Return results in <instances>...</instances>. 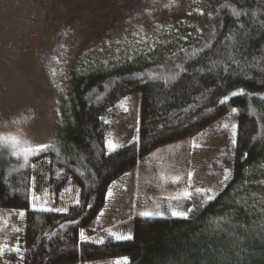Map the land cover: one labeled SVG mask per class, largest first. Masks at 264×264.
I'll return each mask as SVG.
<instances>
[{
	"label": "trees",
	"instance_id": "16d2710c",
	"mask_svg": "<svg viewBox=\"0 0 264 264\" xmlns=\"http://www.w3.org/2000/svg\"><path fill=\"white\" fill-rule=\"evenodd\" d=\"M262 2L216 14L217 35L205 49L161 61L145 55L127 65L125 46L108 47L105 56L89 53L69 83V112L53 144L27 159L0 156V212L8 231L0 241L7 246L0 264H264ZM77 4L81 8L84 0ZM197 29L192 23L182 33ZM240 87L244 95L218 102ZM133 96H140V128L111 151L108 116ZM230 116L238 125L229 153L232 175L215 199L195 204L188 219L173 217L165 205L146 218L141 213L151 211L140 205L131 239L89 234L115 182L135 168L142 171L167 145L181 142L182 155L189 154L193 141ZM69 186L78 190V205L65 203ZM56 208L68 211L48 210Z\"/></svg>",
	"mask_w": 264,
	"mask_h": 264
},
{
	"label": "rangeland",
	"instance_id": "374dc122",
	"mask_svg": "<svg viewBox=\"0 0 264 264\" xmlns=\"http://www.w3.org/2000/svg\"><path fill=\"white\" fill-rule=\"evenodd\" d=\"M79 1L0 0V137L9 138L0 148V156L10 152L27 159L39 145L53 144L69 112V83L88 63L89 53L105 56L108 47L125 46L126 55L131 57L123 58L127 65L145 55L161 61L163 56L205 49L217 35L216 14L263 3L84 0L78 8ZM192 23L198 26L197 31L182 33L183 26ZM180 41L185 44L180 45ZM140 110V96L118 102L108 116L112 126L108 140L120 145L131 139L140 128ZM233 125L236 122L230 116L209 127L191 143L187 155H182L181 142L154 151L142 171L135 168L111 186L107 206L90 226L89 234L131 236L140 205L151 212L164 205L170 211L188 212L195 204L206 202L209 193L197 189H211L213 196L219 193L232 175L229 153ZM26 148L34 151H22ZM225 169L229 170L227 181ZM175 177L181 179L173 182ZM66 195V205L79 196L74 186L67 188ZM5 217L0 212V241L8 232Z\"/></svg>",
	"mask_w": 264,
	"mask_h": 264
},
{
	"label": "snow or ice",
	"instance_id": "6c2138e0",
	"mask_svg": "<svg viewBox=\"0 0 264 264\" xmlns=\"http://www.w3.org/2000/svg\"><path fill=\"white\" fill-rule=\"evenodd\" d=\"M203 14V13H201ZM237 15H239V13H237ZM140 79H143V77H139ZM149 79H155L154 76H149ZM172 79H176V77H172ZM245 94V89L243 87H240L238 88L237 90H234L232 92H230L229 94L227 95H224L222 99H220L218 102L220 104H226L228 103L233 97H236L238 95H244ZM127 110V109H125ZM232 112H237L238 110L233 108L231 110ZM224 127L227 128L228 125L227 124H224ZM237 128H238V125H233V128H232V132H233V139H232V143L233 144H236L237 143V140L235 139V136H236V133H237ZM9 138L7 137H0V148H2V146L7 142ZM13 140V143H15V138H12ZM106 144H107V148L111 151H115L117 149V147H119L117 144H115L112 140H108L106 141ZM49 145H39V147L35 150L36 152H39V151H43L44 149L48 148ZM22 151L24 152H33L34 150L31 149V148H26V149H23ZM14 155H18L19 153H13ZM228 172L229 170L225 169V174H224V180L227 181L228 179ZM191 173L189 174V177H191ZM181 178L180 177H175L173 178V182H178ZM197 191L201 192V193H209L205 196V199L206 201L210 202L212 201L213 199H215V197L213 195H211V189H197ZM112 193L111 191H109L108 195L110 196ZM185 195H190L189 193H185ZM80 203L79 200L76 201V204L78 205ZM33 208L36 207L35 204H33L32 206ZM49 211H58V212H67L68 209L67 208H56V209H48ZM192 209H189L188 212H179V211H176V210H173L171 215L173 217H176V218H179V219H188L189 218V212H191ZM23 215V213L21 214ZM142 216L146 217V218H151L153 217V213L152 212H143L141 213ZM159 216L163 217L164 216V213L161 212V213H158ZM110 236H113L115 237L117 240H127V239H131L132 237L130 236H124V235H117L115 232H110L109 233ZM81 237L84 238V233L83 231L81 232ZM97 243H104L103 239L101 240H98ZM5 247L7 246H4V247H0V255H3L4 253V250H5ZM15 252L19 253L21 251L19 245L17 244L15 246V248L13 249ZM126 259L125 258V262H126Z\"/></svg>",
	"mask_w": 264,
	"mask_h": 264
}]
</instances>
